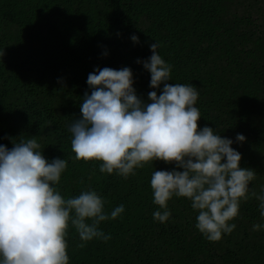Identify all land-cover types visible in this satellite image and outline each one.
<instances>
[{
    "label": "trees",
    "instance_id": "16d2710c",
    "mask_svg": "<svg viewBox=\"0 0 264 264\" xmlns=\"http://www.w3.org/2000/svg\"><path fill=\"white\" fill-rule=\"evenodd\" d=\"M138 37V43L131 36ZM158 42L172 66L170 84L199 92L198 125L233 140L240 167L256 171L250 190L264 188V0H0V144L35 138L51 162L67 168L54 187L65 198L91 188L110 215L100 223L110 239L94 238L84 248L69 223V264H264V225L259 201H242L236 228L208 241L195 227L198 211L187 198L168 201L171 216L153 213L154 171L175 165L155 160L127 179L101 173L99 161L75 160L69 126L81 117L87 77L95 69L124 67L145 102L150 73L143 61ZM140 60L141 63H137ZM237 134L246 139L237 143ZM182 171V169H176Z\"/></svg>",
    "mask_w": 264,
    "mask_h": 264
},
{
    "label": "clouds",
    "instance_id": "9594fccd",
    "mask_svg": "<svg viewBox=\"0 0 264 264\" xmlns=\"http://www.w3.org/2000/svg\"><path fill=\"white\" fill-rule=\"evenodd\" d=\"M133 42L138 37L131 36ZM150 45L151 56L143 61L150 73L148 102L133 87L130 68L104 67L88 74L80 112L69 126L75 160L99 161L101 173L127 179L135 170L155 160L174 164L171 171H154L150 186L153 202L161 211L153 218L168 221V201L187 198L198 211L195 227L211 242L236 228L229 223L239 215L242 201H259L264 218V188L250 190L256 171L241 168V154L233 140L221 137L208 126L200 128L196 107L199 92L191 84H170L172 66ZM3 52L0 53V56ZM137 63H141L137 60ZM242 134L236 142L245 141ZM35 138L0 144V264H69L66 236L69 223L78 233L79 248L94 238L111 237L100 230L101 222L116 219L124 206L105 212V200L91 188L65 199L55 185L67 168L65 159L51 162L42 155ZM176 169H182L178 171ZM264 225L254 224L253 231Z\"/></svg>",
    "mask_w": 264,
    "mask_h": 264
}]
</instances>
